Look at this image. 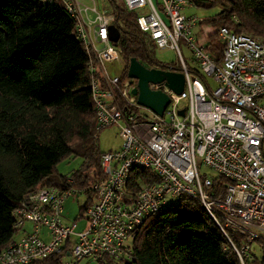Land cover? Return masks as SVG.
I'll use <instances>...</instances> for the list:
<instances>
[{"label": "built area", "instance_id": "built-area-1", "mask_svg": "<svg viewBox=\"0 0 264 264\" xmlns=\"http://www.w3.org/2000/svg\"><path fill=\"white\" fill-rule=\"evenodd\" d=\"M90 1L61 0L90 52L96 127L118 125L121 144L101 154L104 178L91 190L38 186L27 193L13 212L21 235L0 251V264H29L58 253L61 264L121 257L127 254L129 235L144 219L165 207L168 196L181 195L198 200L222 230L218 214L224 227L246 236L241 259L251 242L264 240V41L221 26L216 33L222 57L216 62L204 49L211 29L199 33L202 18L187 12L194 7L191 0H122L157 48L175 52L185 76L180 94L164 81L148 84L169 97L159 115L138 104L132 93L137 80L123 75L121 50L108 36L113 13ZM181 44L203 77L187 70ZM115 62L122 63L120 72L112 67ZM200 166L225 177L223 191L211 189L212 177H201ZM133 170L155 180L144 183L140 175L134 191ZM72 195L79 215L65 223L64 202ZM82 219L86 225L76 230Z\"/></svg>", "mask_w": 264, "mask_h": 264}, {"label": "trees", "instance_id": "trees-1", "mask_svg": "<svg viewBox=\"0 0 264 264\" xmlns=\"http://www.w3.org/2000/svg\"><path fill=\"white\" fill-rule=\"evenodd\" d=\"M107 1L120 32L114 44L121 50L124 76L131 58L146 68L181 70L157 59L156 44L140 29L135 11ZM191 1L197 9H215L202 18L199 33L211 29L204 49L216 62L222 57L223 43L216 33L221 26L264 41V0ZM89 57L61 0H0V251L21 235L13 212L27 193L38 186L91 190L104 178L98 144L103 128L96 127ZM186 67L203 77L187 61ZM119 104L123 106L121 100ZM69 157L81 163L62 175L57 165ZM139 177L144 183L155 180L133 170L134 191ZM212 181L214 191H223L227 183L219 174ZM216 218L223 230L198 200L181 195L129 235L126 255L105 257L99 264H263L262 238L251 242L240 259L246 236L224 227L220 214ZM29 264H61V254Z\"/></svg>", "mask_w": 264, "mask_h": 264}, {"label": "rangeland", "instance_id": "rangeland-1", "mask_svg": "<svg viewBox=\"0 0 264 264\" xmlns=\"http://www.w3.org/2000/svg\"><path fill=\"white\" fill-rule=\"evenodd\" d=\"M80 1L83 3L91 2L90 0H80ZM117 1L120 3L122 2V0H117ZM95 2L101 7H104L107 10H111L107 0H95ZM214 10L215 9L202 10V9H197L193 7V8H189L187 12H195L197 15L203 18L209 14H212ZM181 50L188 64L193 68H198L197 64L193 60V57L190 51L187 48H185V46L182 44H181ZM156 57L157 59L165 63H173L174 65L179 64V61H178V58L176 57L175 52L169 48H157ZM112 67H115V69L118 72H120L122 63L115 62ZM98 144L102 152L108 151L110 149L112 150L117 149L121 144L120 129L118 125L113 124V125L103 128L98 133ZM80 163H81L80 158L69 157L58 163L57 170L62 175H69L72 171L78 169ZM198 171L201 177H212L213 175L216 174L213 170L205 166H200ZM83 200H84L83 196H80L78 198V203L80 204L81 202H83ZM176 203H177V198L170 197V196L167 197L166 206L175 205ZM78 215H79V207H78L75 195H72L68 197L64 202V212L62 215L63 221L65 223H71L78 217ZM85 225H86L85 220L82 219L78 221L76 230L82 229ZM24 227L27 229H30V224L26 222ZM251 246L252 248L256 247L254 244ZM79 264H99V263L96 261L82 260L79 262Z\"/></svg>", "mask_w": 264, "mask_h": 264}, {"label": "water", "instance_id": "water-1", "mask_svg": "<svg viewBox=\"0 0 264 264\" xmlns=\"http://www.w3.org/2000/svg\"><path fill=\"white\" fill-rule=\"evenodd\" d=\"M108 36L113 43L118 41L120 32L114 24L109 25ZM127 75L137 80V87L132 90V93L137 95L138 104L150 108L159 115L163 114L169 97L160 90L149 89L148 84L150 82L160 83L164 81L177 94L183 91L185 85L184 73L180 71L146 68L135 58L130 59ZM179 113L182 114L183 111L181 110Z\"/></svg>", "mask_w": 264, "mask_h": 264}]
</instances>
